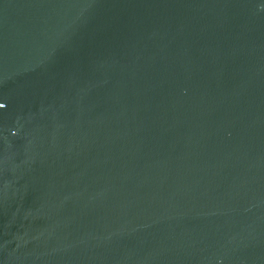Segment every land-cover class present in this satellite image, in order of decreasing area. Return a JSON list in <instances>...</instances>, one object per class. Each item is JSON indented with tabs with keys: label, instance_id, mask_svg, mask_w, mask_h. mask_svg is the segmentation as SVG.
Masks as SVG:
<instances>
[{
	"label": "water",
	"instance_id": "obj_1",
	"mask_svg": "<svg viewBox=\"0 0 264 264\" xmlns=\"http://www.w3.org/2000/svg\"><path fill=\"white\" fill-rule=\"evenodd\" d=\"M0 264H264V0H0Z\"/></svg>",
	"mask_w": 264,
	"mask_h": 264
}]
</instances>
